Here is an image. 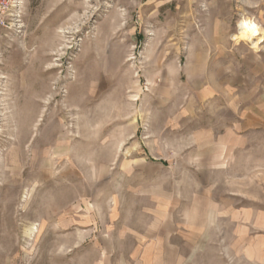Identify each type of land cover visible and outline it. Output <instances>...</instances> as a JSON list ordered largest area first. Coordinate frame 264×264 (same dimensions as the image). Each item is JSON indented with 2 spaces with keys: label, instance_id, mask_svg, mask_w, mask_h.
<instances>
[{
  "label": "rangeland",
  "instance_id": "374dc122",
  "mask_svg": "<svg viewBox=\"0 0 264 264\" xmlns=\"http://www.w3.org/2000/svg\"><path fill=\"white\" fill-rule=\"evenodd\" d=\"M245 18L264 34V0H26L0 26V264H264Z\"/></svg>",
  "mask_w": 264,
  "mask_h": 264
},
{
  "label": "built area",
  "instance_id": "2783aa9c",
  "mask_svg": "<svg viewBox=\"0 0 264 264\" xmlns=\"http://www.w3.org/2000/svg\"><path fill=\"white\" fill-rule=\"evenodd\" d=\"M26 0H0V26L22 29L24 26Z\"/></svg>",
  "mask_w": 264,
  "mask_h": 264
},
{
  "label": "bare ground",
  "instance_id": "6f19581e",
  "mask_svg": "<svg viewBox=\"0 0 264 264\" xmlns=\"http://www.w3.org/2000/svg\"><path fill=\"white\" fill-rule=\"evenodd\" d=\"M239 32L235 35L236 39L247 40L252 46H256L264 41V34L259 24L256 21L245 18L239 22Z\"/></svg>",
  "mask_w": 264,
  "mask_h": 264
},
{
  "label": "crops",
  "instance_id": "0c3cea01",
  "mask_svg": "<svg viewBox=\"0 0 264 264\" xmlns=\"http://www.w3.org/2000/svg\"><path fill=\"white\" fill-rule=\"evenodd\" d=\"M215 40V39H214ZM227 40H228V38H227ZM209 52H214L215 54H216V56H218L219 54H218V52H221V53H223L224 52V50H223V47L222 46H217V45H214L213 44V46L211 47V49L210 50H208ZM208 52V53H209Z\"/></svg>",
  "mask_w": 264,
  "mask_h": 264
}]
</instances>
